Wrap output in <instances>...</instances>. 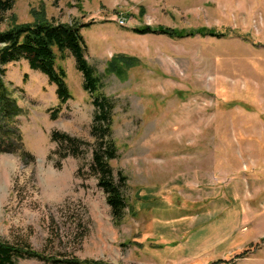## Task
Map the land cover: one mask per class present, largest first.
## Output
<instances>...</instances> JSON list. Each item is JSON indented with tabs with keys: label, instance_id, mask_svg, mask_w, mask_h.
<instances>
[{
	"label": "rangeland",
	"instance_id": "obj_1",
	"mask_svg": "<svg viewBox=\"0 0 264 264\" xmlns=\"http://www.w3.org/2000/svg\"><path fill=\"white\" fill-rule=\"evenodd\" d=\"M38 15L82 26L128 207L115 222L93 174L96 106L73 56L57 59L62 104L25 60L6 64L0 240L44 257L17 264H264V0H15L0 29ZM55 131L89 145L62 157Z\"/></svg>",
	"mask_w": 264,
	"mask_h": 264
},
{
	"label": "trees",
	"instance_id": "obj_2",
	"mask_svg": "<svg viewBox=\"0 0 264 264\" xmlns=\"http://www.w3.org/2000/svg\"><path fill=\"white\" fill-rule=\"evenodd\" d=\"M14 2L15 0H0V24L5 22L6 14L13 8ZM8 25L4 30L0 29V114L9 117L11 109L15 108V102L11 100L10 91L3 80L6 64L20 59L25 60L30 69L41 72L55 85L57 98L62 104L71 98V95L65 81L66 73L63 67L57 65V59L64 58L67 54L73 56L76 68L83 76V88L93 97L96 106L93 125L96 141L91 165L93 174L97 176L99 187L106 193V201L111 207L113 219L115 222L122 221L128 207L124 193L127 178L122 173L115 174L110 164L117 156V146L111 136L113 102L110 97L99 91V76L86 58L82 26L59 23L47 19L44 15H38L34 22L28 23H17L11 17ZM150 30L145 27L138 29V32L145 33ZM158 30L170 37L182 36L176 31V33L166 31L165 28ZM59 107L50 110L51 118H56ZM51 139L59 143L62 157L68 154L77 155L89 145L81 138L57 131L51 134ZM3 143L0 141L1 149L4 148ZM27 257L44 258L43 254L32 250L28 244L0 240V264H17L19 259ZM46 260L64 264L81 263L77 258Z\"/></svg>",
	"mask_w": 264,
	"mask_h": 264
},
{
	"label": "built area",
	"instance_id": "obj_3",
	"mask_svg": "<svg viewBox=\"0 0 264 264\" xmlns=\"http://www.w3.org/2000/svg\"><path fill=\"white\" fill-rule=\"evenodd\" d=\"M118 19H119V22L120 23H123L124 22V18L123 17H119Z\"/></svg>",
	"mask_w": 264,
	"mask_h": 264
}]
</instances>
